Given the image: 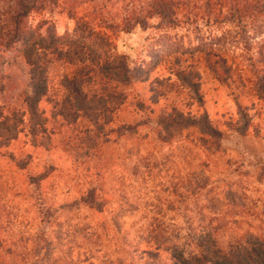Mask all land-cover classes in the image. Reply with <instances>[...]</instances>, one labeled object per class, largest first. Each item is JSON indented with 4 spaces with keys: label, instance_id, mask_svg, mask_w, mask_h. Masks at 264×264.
Returning a JSON list of instances; mask_svg holds the SVG:
<instances>
[{
    "label": "trees",
    "instance_id": "trees-1",
    "mask_svg": "<svg viewBox=\"0 0 264 264\" xmlns=\"http://www.w3.org/2000/svg\"><path fill=\"white\" fill-rule=\"evenodd\" d=\"M54 11L67 14L71 30L58 33ZM36 15L40 19L34 24L30 17ZM137 27L153 28L158 40L171 42L163 54H152L154 67L163 66L168 76L149 81L151 63L132 66L117 51V36ZM15 47L28 65L29 90L24 110L0 112V145L16 139L25 124L34 146L52 144L56 137L87 177L100 174L104 144L113 133L117 140L128 137L139 144V129L151 123V136L162 144L183 138L206 154L224 153L225 131L202 108L204 74L231 91L237 114L225 120L226 127L242 137L264 139L261 122L244 102L247 97L264 107V0H0V56ZM139 81L148 83L149 92L148 98L136 95L135 110L148 116L117 125L130 104L129 89ZM193 104L195 111L185 108ZM50 172L30 176L31 183L39 186ZM258 178L264 181V165ZM209 179L205 172L187 178L189 193L209 200L197 201L182 234L153 218L147 226L151 243L135 245L133 253L146 264H264V234L231 232L229 222L212 213L216 199L207 196ZM224 192L226 201L240 200L231 186ZM72 206L103 212L102 185L86 186ZM118 219L114 211L117 225Z\"/></svg>",
    "mask_w": 264,
    "mask_h": 264
},
{
    "label": "rangeland",
    "instance_id": "rangeland-1",
    "mask_svg": "<svg viewBox=\"0 0 264 264\" xmlns=\"http://www.w3.org/2000/svg\"><path fill=\"white\" fill-rule=\"evenodd\" d=\"M53 18L59 34L72 29L67 14L54 11ZM39 19V15L30 17L34 24ZM158 38L155 29L137 27L120 33L115 41L117 51L132 66L151 63L149 81L169 75L163 66L153 64V52L163 54L171 43ZM28 77L20 49L4 50L0 56V112L25 109ZM147 84L139 81L129 89L130 104L122 110L117 125L148 116L135 110L139 94L148 98ZM203 89L202 108L225 131L224 153L206 154L183 138L162 144L151 136V123L139 129V144L128 137L117 140L113 133L104 144L100 174L87 177L56 137L52 144L46 141L45 146H34L22 124L16 139L0 145V264H117L132 256L135 264L139 260L146 264L133 253L134 246L151 243L147 242V226L153 218H162L165 226L183 233L197 201L206 204L209 200L189 193L187 178L204 172L210 177L207 196L216 199L212 213L229 222L235 234L245 230L264 234V181L258 178L264 165V139L242 137L226 127L225 120L237 114L229 88L204 74ZM244 102L255 122H261L264 134V107L247 97ZM42 106L49 113L50 105L44 101ZM185 108L197 109L195 104ZM23 160L27 163L22 168ZM47 169L51 172L39 186L31 183L30 176ZM97 183L107 198L103 212L72 206L86 186ZM174 183L179 186L174 188ZM228 186L240 200L226 201L224 189ZM114 211L119 214L118 225L112 220Z\"/></svg>",
    "mask_w": 264,
    "mask_h": 264
}]
</instances>
